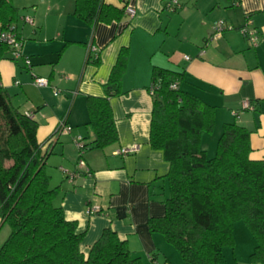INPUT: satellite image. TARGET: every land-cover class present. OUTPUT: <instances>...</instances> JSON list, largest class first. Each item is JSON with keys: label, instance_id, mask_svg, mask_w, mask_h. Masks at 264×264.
<instances>
[{"label": "crops", "instance_id": "1", "mask_svg": "<svg viewBox=\"0 0 264 264\" xmlns=\"http://www.w3.org/2000/svg\"><path fill=\"white\" fill-rule=\"evenodd\" d=\"M10 1L30 67L22 60H1L0 86L9 91L15 108L32 114L39 144L56 132L42 147L48 150L45 169L50 187L59 189L55 205L83 234L81 252L86 257L109 228L143 264H183L161 235L147 229L149 219L164 214L169 194V164L149 143L152 72L181 73L180 91L214 108L213 131L200 142L207 158L215 154L223 125L236 123L250 131V159L264 161V0H175L173 12L164 8L173 0H103L118 9L127 3L135 15L123 12L120 21L95 26L73 15L75 0ZM23 17H30L33 25ZM219 22L227 29L214 36ZM245 25L255 31L256 45L241 36ZM90 45L94 50L89 51ZM122 48L128 54L120 94L109 98L117 141L94 150L89 146L93 132L87 126L86 99L105 97ZM32 74L48 85L35 87ZM244 103L253 110L242 109ZM60 124L69 133L57 132ZM76 137L89 147L80 158ZM121 149L133 152L114 155ZM61 169L76 177L68 180ZM242 225L234 224V246L222 249V264H257L250 260L255 242ZM5 228L0 219V247L8 236Z\"/></svg>", "mask_w": 264, "mask_h": 264}, {"label": "trees", "instance_id": "2", "mask_svg": "<svg viewBox=\"0 0 264 264\" xmlns=\"http://www.w3.org/2000/svg\"><path fill=\"white\" fill-rule=\"evenodd\" d=\"M123 12L103 0H75L73 15L95 26L120 21ZM16 19L11 1L0 0V21ZM127 54L126 48L120 50L105 97L86 99L91 149L117 141L109 98L120 94ZM4 59L11 58L0 45V61ZM181 80V73L152 72L149 143L169 164V194L164 214L149 219L147 229L161 235L183 264H222V249L234 246L233 226L242 222L255 242L251 262L264 264V161L250 159V131L236 123L223 125L215 154L207 158L200 142L213 131L214 108L180 91ZM175 82L178 88L171 89ZM11 98L0 86V219L9 230L0 264H143L109 228L83 255V234L55 205L59 189L50 187L45 169L48 150L42 147L56 132L39 144L37 123L15 108Z\"/></svg>", "mask_w": 264, "mask_h": 264}, {"label": "built area", "instance_id": "3", "mask_svg": "<svg viewBox=\"0 0 264 264\" xmlns=\"http://www.w3.org/2000/svg\"><path fill=\"white\" fill-rule=\"evenodd\" d=\"M124 1L127 2L128 0H124ZM177 7H178V2L175 0L167 2L164 6V8L170 12H173ZM123 11H124V14L129 16V17H133L135 15V10L127 3L124 4ZM22 21L25 24L33 25V20L30 17H23ZM226 29H227V27L224 26V23L219 22L217 24V26L215 27V29L213 30L214 36H219L220 33ZM228 29L230 30L231 28L228 27ZM239 32H240L241 36L243 38L247 39L251 45H256L257 37L255 35V31L252 30L249 27V25H245L242 28H240ZM0 45H4L7 47L9 57L13 61L22 60L25 67H27V68L30 67V61L28 60L27 57H25L22 54L23 39L20 37V35L17 31V28L14 24H12V23H9V24L6 23L5 24L4 22L0 21ZM92 50H94V48L90 45L89 51H92ZM185 59L188 60V58H185ZM32 83L37 88L46 87L48 85V82L46 79L36 77L33 74H32ZM15 84L18 85V82H16ZM170 88L171 89H177L178 88L177 82L173 83L170 86ZM54 93L55 94L58 93V90H54ZM242 109L252 111L253 106L249 103H244L242 105ZM25 115L28 118L32 119V114L25 113ZM59 130L62 131V133H69L70 128L65 127L62 124H60L59 128L57 129V132ZM73 141H74L75 147L77 148V150L79 152V158H80V157H82V154L85 151V147L83 146L81 138L76 137V138H74ZM130 152H133V149H121V150L115 152L114 155L124 156ZM78 165L83 166V167L85 166L84 162L82 160H79ZM61 172L70 181H72L76 177L75 173L68 172L67 170L61 169ZM85 173L88 174L87 170ZM93 212H98L96 207L93 208Z\"/></svg>", "mask_w": 264, "mask_h": 264}, {"label": "rangeland", "instance_id": "4", "mask_svg": "<svg viewBox=\"0 0 264 264\" xmlns=\"http://www.w3.org/2000/svg\"><path fill=\"white\" fill-rule=\"evenodd\" d=\"M12 24H13V23H12ZM240 224L242 225L243 223L240 222ZM242 226H243V225H242ZM4 232L8 234V229L5 228V229H4ZM0 234H1V233H0ZM236 235H237V233H236ZM5 237H6V236H5Z\"/></svg>", "mask_w": 264, "mask_h": 264}]
</instances>
